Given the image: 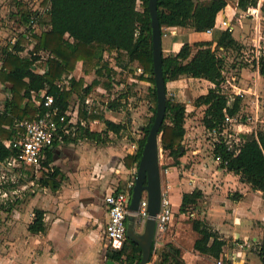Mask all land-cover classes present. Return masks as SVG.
I'll use <instances>...</instances> for the list:
<instances>
[{
  "label": "trees",
  "instance_id": "trees-1",
  "mask_svg": "<svg viewBox=\"0 0 264 264\" xmlns=\"http://www.w3.org/2000/svg\"><path fill=\"white\" fill-rule=\"evenodd\" d=\"M16 1L19 6V21L30 25V29L26 36H20L15 44L9 43L2 51L0 83L9 85L10 96L5 101L4 109L0 110V162L3 163L14 155L5 148L4 142L17 140L23 135L19 124L33 120L45 112L42 104L44 101L39 97L42 91L54 96L55 107L62 113L68 110L75 96L81 99L78 130L74 137L64 136L67 144L78 138L104 141L102 134L81 127V122L89 126L98 120L105 125L104 134H121L127 129L125 123L116 124L107 120L100 108H92L90 111L86 108L83 87L86 78L94 76L92 88L100 87L110 95L117 94L104 104L107 111L120 112L125 108L127 100L126 77L131 75L138 81L152 85L148 97L153 104V115L144 127L143 137L137 142L135 156L130 158L138 167L157 107L149 0H46L44 6L47 11L38 18L37 24L41 27L48 26L49 30L40 34L31 25L36 16L35 12L27 9L22 0ZM258 1L238 0V9L245 12L249 8L257 7ZM227 5L226 0H158L162 36L165 35L166 28L205 33L215 25L218 14ZM67 34L73 44L64 41ZM30 46L32 48L24 55L25 49ZM236 47L233 32L227 30L222 32L215 44H184L176 55L163 57L166 86L181 77L206 81L214 86L207 94L196 99V106L205 108L203 125L209 131L223 130L226 117H235L241 108L239 99L232 105L228 104L227 94L223 90L225 60L224 56H219L233 51ZM42 52L52 56L44 61V73L37 74L33 67L41 60ZM135 62L143 69V75H137L135 70L129 69V65ZM78 65H81L83 77L73 80L69 89H61L58 83L73 74ZM259 74L264 77V58L260 60ZM31 93L36 94L35 99L41 105L30 101ZM186 118V106L168 98L166 117L161 129V147L172 158L174 165L185 155L183 141L186 136ZM241 138L239 145H229L221 136L214 144V158L221 159L220 168L239 176L242 182L252 185L255 191L264 194V131L242 135ZM58 143H55V147ZM53 150L46 154L42 169L47 170L42 171L37 184L56 192L60 189L61 182L57 180L60 175L59 168L51 166L55 161ZM20 173L27 179L36 178L33 167H21ZM201 196L197 190L185 195L180 213L193 217L189 207L195 205ZM192 228L199 236L194 244L195 251L220 260L226 242L203 220H193ZM28 231L34 235L46 233L44 211H34V220ZM261 254L264 263V247ZM105 256L107 261L116 264H140L142 251L137 244L127 239L120 249L108 248ZM152 259L153 254L150 262ZM155 264L186 263L179 250L169 245L160 253V260Z\"/></svg>",
  "mask_w": 264,
  "mask_h": 264
},
{
  "label": "crops",
  "instance_id": "crops-1",
  "mask_svg": "<svg viewBox=\"0 0 264 264\" xmlns=\"http://www.w3.org/2000/svg\"><path fill=\"white\" fill-rule=\"evenodd\" d=\"M24 1V6L30 11L35 12L39 17L47 11V8L44 6L46 0H22V2ZM224 15L230 20L233 37L237 43V47H239L241 42H239L238 37L234 33L235 27L232 25L233 18L236 15L235 9L229 3L218 14L216 20H220ZM239 22L240 26L243 27L242 22L240 20ZM35 26V32L38 34L49 30L48 26L41 27L37 22ZM166 31L168 34L166 33L162 39L164 57L176 55L184 44L193 45L200 42H213L215 44L223 32L215 31L213 35H208L207 33H196L182 28H166ZM261 34L262 25L259 29L256 22L254 41L258 44L259 41L264 39L263 34ZM15 36L14 34L11 40ZM63 39L65 42L73 44V40L69 38L68 34ZM31 48L32 46L26 48L24 55ZM48 54L50 55L47 52L40 53L41 60L33 67L37 74L44 73L43 58L47 60ZM39 64L42 65L40 66ZM1 65L2 58L0 59V69ZM138 66H140L138 62H135L129 65V69H133L136 72ZM242 72H244V76L246 70L243 69ZM256 74L258 78L261 77L258 72ZM70 76L73 78L72 80H79V78L83 77L81 65H78L76 71L67 77ZM233 77L237 81V78ZM89 78L93 82L95 77L90 76ZM188 79V77H181L178 81L171 83L176 85V87L182 86ZM129 81V84L132 83L131 85L146 88L148 91L152 88L150 83L138 81L135 78L132 79L131 75L129 76ZM242 82L243 80H241ZM84 86L86 87L87 84H84ZM235 86L237 85L235 84ZM238 88L241 89V87ZM94 89L99 94V96L95 97L94 93L89 94L90 98L98 100L95 101L94 107H99L101 102L105 103L108 99L117 96V94L110 95L108 93L105 95L104 92L106 91L100 87ZM245 91L247 92V100L248 98L250 99L247 102L248 108H246L250 122L247 120L248 123L231 124L233 125L232 127L237 129L234 130L236 131L235 142H238V140L242 142V135L257 132L259 122L260 90L258 85L255 84ZM24 93L25 91H23ZM89 97L85 96L84 99L86 100ZM77 98L78 96L74 97L78 101L79 99ZM74 99H72L70 106ZM80 102L78 101L75 105V108L78 106V112ZM125 102L129 108L127 111H134L135 106H131L132 99L129 96ZM243 102L244 100L240 102V106ZM91 109L88 110L90 111ZM105 118L116 124H127L123 111H106ZM129 121L132 123L131 120ZM81 127L87 128L91 132L102 134V139L106 136L109 137V134H114H104L105 125L98 120L89 126H86L85 122H81ZM143 130L144 127L141 129L142 133ZM139 140L140 136H136L131 141V144L127 145L125 142H120L105 147H100L98 145L99 140L97 139L78 138L68 144L65 141L58 143L53 150L55 161L51 166H56L60 170V175L57 178L61 182L60 189L53 192L50 188L41 187L42 190L38 192L33 191V195L28 197L24 204L10 208L0 207V232L7 233V240H13V244L9 249L3 248L2 252L0 251V264H106L105 252L107 249L105 246L107 243L104 244V241L106 242L107 208L104 198L111 192L122 191L135 180L138 167L130 158L135 156ZM74 144L78 145L75 152L65 155L64 159H60L61 149ZM184 156L179 159L180 163L177 165L172 164L165 168L164 172L162 171V182L171 186L172 202L176 214L180 213L184 196L192 194L195 190L199 191L202 196H206L209 202L206 212L203 213L202 217H198L197 219L203 220L226 242L221 256L224 261L223 264H264L260 253L259 255H253L249 252V249L252 247L250 243L257 241L258 237L262 235V226H264L263 193L255 191L252 185L242 182L239 176L229 173L222 168L214 172L211 170L207 171V181L214 182V184H211V187L208 185H205V188H203L204 186L202 188L198 187L201 183L198 182L200 179L192 175L193 172L182 169L185 165L184 159H186ZM168 159L172 160L170 157ZM215 163L219 165L216 161ZM4 164L1 163V167H4ZM43 170L46 171L47 169ZM13 171L15 170H11V172ZM17 174L11 175L12 184L18 182L19 185L21 173ZM15 176L16 182L14 180ZM22 176L26 177L25 175ZM3 178L4 176H0V181ZM39 178L36 174V178H29L27 182L29 185H35ZM218 180L220 183H216V186H214ZM1 186L0 184V193L3 197H8L7 191L2 190ZM12 188V191H10L12 195L20 193L19 186H12ZM35 210L45 212V224L47 226L45 234L34 235L28 231L29 225L34 220ZM181 215L180 221L175 222L174 220L169 231L160 237L158 243L155 242L153 253L155 263L160 260L158 254L164 251L167 246L172 245L179 250L180 256L186 264H217V260L212 257L195 251L194 244L199 236L193 230L192 224H184L182 222V219H184L182 217L185 214ZM192 215L194 218L195 215ZM5 225H7L6 228ZM21 225L25 228V235L19 238V236H16V233ZM186 235L191 239L190 243L189 241L187 242L188 247L185 246ZM231 242L236 243L235 245L238 247H232L230 245Z\"/></svg>",
  "mask_w": 264,
  "mask_h": 264
},
{
  "label": "rangeland",
  "instance_id": "rangeland-1",
  "mask_svg": "<svg viewBox=\"0 0 264 264\" xmlns=\"http://www.w3.org/2000/svg\"><path fill=\"white\" fill-rule=\"evenodd\" d=\"M199 2H202L204 0H196ZM230 6L235 9V17L233 18L232 25L235 27V34L239 39L240 46L234 49L233 51H229L224 53V62H225V78L231 79V77L235 76L237 78V81L235 84L238 87H241L242 90H247L249 87L257 84L258 88L260 90V111H259V122L257 126V131H264V77L261 76L260 78L257 77V70L255 67V60L260 56H263V50H264V39L262 41H259V44L256 43L254 40L255 38V26L256 21L253 19V17H250L247 14V11H242L238 9V0H226ZM263 2V14H264V0ZM25 3V1L23 2ZM16 0H0V59L3 58L2 51L5 48V46L9 43H11V38L15 34L13 32L14 30V22L19 20V6L17 5ZM231 11V10H230ZM242 22V26H240V22ZM165 33L168 34V32L165 29ZM262 34L264 36V23H262ZM261 34V35H262ZM7 35V36H6ZM28 54V53H26ZM52 56V55H51ZM46 58V57H45ZM43 58V62H44ZM40 66L42 64H39ZM38 65V66H39ZM245 69L246 73L243 76L244 72L242 70ZM87 86L83 87V95L88 96L90 93H94L95 96H99L97 91H95L94 88L91 86V78H86ZM241 80L243 82L241 83ZM128 89H127V98L132 99L131 106L134 107V111L130 112L127 111L129 109L127 105H125V108H123L124 113V119H127L126 124V130L122 132L120 135H114L109 134V137H105L103 140L105 141H99L100 147L105 146H112V144L125 142L127 145L131 144V141L136 138V136H140V139L143 137V133L141 129L145 127L149 119L152 117V107L153 104L150 102V99L148 97L149 91L145 88H141L137 85H131L129 84V76L126 77ZM214 86H211L208 82L202 81V80H196L189 78L187 82H185L182 86L173 85V83H170L167 85V98H170L174 100L175 102L181 103L182 105L186 106L187 108V118H186V136L183 141V151L185 153L184 158V167L182 169H187V171L193 172L192 175L197 176L198 179H200L201 182L198 187L205 188V185H208L211 187V184H214L207 181L206 179V173L207 171H218L220 169L219 165L215 163V158L213 154L214 150V144L216 140H218L217 136L211 135L210 132L204 127L203 125V117H204V107H197L196 106V99L202 95H205L208 93V90L210 88H213ZM223 90L226 94H231L232 90L231 87L225 83L223 85ZM95 91V92H94ZM10 96L9 91V85H4L0 83V110L4 109L5 101ZM247 96V95H246ZM78 101H81V99L78 97ZM31 101V100H30ZM76 99L73 100L72 106L75 108L76 103L78 102ZM243 101V100H242ZM246 101V102H245ZM250 99L245 97L244 102L241 105V111L240 115L237 118L236 121L233 123H248L247 120V111L246 108H248V103ZM134 105V106H133ZM252 116V114H250ZM131 120L132 123L129 121ZM250 122V120H249ZM233 125L227 127L228 132L223 137L231 142V144L235 143L236 138V128L232 127ZM103 143V144H102ZM78 148V145L74 144L72 146H65L61 149L60 153V159H62L65 155L74 153L75 150ZM197 152V153H193ZM197 154V155H195ZM168 153L163 152L162 147L160 146V166L161 171H165L168 166H171L174 164L173 160L168 159ZM64 159V158H63ZM69 162V161H68ZM180 163V161H177V164ZM176 164V165H177ZM9 169V171H8ZM21 169L17 167L12 166H0V176H4L2 181H0V184L2 185V190L7 191L8 197H3L0 193V207H17L21 204H24L28 197L33 195V191H40L42 190L41 187L38 186L36 183L35 185H29L27 182L28 179L20 174L21 181L18 185V182L15 184H12L11 175H15L16 173H20L19 170ZM11 170H15L11 172ZM43 170H39L38 173H36L39 176L42 175ZM17 174V175H18ZM9 175V176H8ZM15 182H16V176H15ZM220 183L219 180L215 182ZM25 185V186H23ZM12 186H19L20 187V193L17 195H12L10 191H12ZM127 187V186H126ZM125 189V188H124ZM212 190V188H211ZM226 195V194H225ZM202 198L198 199L196 205H190L189 212L191 214H194L193 217H189L188 215H185L184 219H182V222L184 224H192V221L197 219L198 217H202L203 213L206 212L208 199L206 196H201ZM18 198V199H17ZM262 198L264 199V194H262ZM182 213H177L175 215V222L180 221ZM7 225H5V228ZM127 227L134 229L133 223H127ZM19 228V227H18ZM1 229V226H0ZM135 231L137 233H142L143 228L136 225ZM7 232V231H4ZM25 228L24 226H20V229L16 233V236H24ZM7 233L0 232V251L2 252L3 248L9 249L11 245L13 244V240H7L6 238ZM186 247H188L187 242L190 243V238L188 235H186ZM106 242L104 241V244ZM39 244V243H38ZM236 243L231 242L232 247H238L235 245ZM251 248L249 249V252L253 255H259L262 256V248L264 247V226H262V235L259 236L257 241L250 243ZM106 247V246H105ZM152 262H156L154 260V257L152 259Z\"/></svg>",
  "mask_w": 264,
  "mask_h": 264
},
{
  "label": "built area",
  "instance_id": "built-area-1",
  "mask_svg": "<svg viewBox=\"0 0 264 264\" xmlns=\"http://www.w3.org/2000/svg\"><path fill=\"white\" fill-rule=\"evenodd\" d=\"M262 11V0L258 1L257 7L249 8L247 10V14L250 17H253V19L258 23L259 29L261 28L262 23H264V14ZM38 18L39 16L36 15L32 19L31 25L34 29L36 27L35 25ZM14 24V33L16 36L10 41L11 44H15L18 37L26 36L29 33L30 29V25H24L19 20L14 22ZM227 30L232 31V27L230 20L224 15L220 20L217 19L215 25L209 30H207L205 33H207L208 35H213L215 31L224 32ZM262 53L263 56H261L260 54V56L254 62L258 73L260 68V60L261 58H264V50ZM219 56L222 57L223 54H220ZM49 57H51V55L48 54L47 58ZM143 73L144 72L141 66H138V68L136 69V74L143 75ZM131 78L134 79L135 77L131 76ZM72 79L73 78H71V76L67 77L65 81L58 83V86L61 89H69L71 86V82L73 81ZM225 82L231 87V89H233L231 94H227L229 105H232L238 99L241 101L245 99L247 92L235 86L236 79L234 77H231V79L229 80L227 79ZM104 94L106 95L107 93L104 92ZM35 97L36 94L31 93V101L36 102L38 106L41 105V103L36 101ZM39 97L44 101L42 102V104L44 105L45 112L39 114L33 120L24 121L19 124L20 128L23 130V135L19 139L4 142L5 148L14 153L12 157L3 162L5 163V166H12L17 168L33 167L36 171L43 170L42 163L46 160L47 152L54 149L55 143L64 142V136L71 135L74 137L76 135L79 123L78 106L74 109L72 105H69L68 110L62 113L59 108L55 107L54 96L48 95L46 91H42L39 94ZM95 101L98 100L92 97L86 98L84 102L86 108H93ZM108 101L109 99L105 103L100 101L101 105L99 107L97 106L94 108H100L101 111L105 113L107 109L104 104H107ZM239 115L240 114L238 113L235 117L227 116L223 130L215 129L212 131H208L211 135L217 136L218 139L221 136L223 137L227 133V127H229L234 121H236ZM227 143L231 145V142ZM236 143H238L237 145H239L241 141L238 140V142H235V144ZM216 162L220 165L221 159L216 158ZM134 183L135 180L122 191L111 192L104 198V203L107 208V223L105 227V240L107 243L106 249H120L124 242L128 239L127 223L128 215L131 213L130 198ZM175 215L176 212L174 209V204L172 202L171 186L165 182H162L161 210L156 217L157 243L159 242L160 237H162L169 231L174 221ZM136 216V225L143 228L145 221L149 218L148 199L146 196H143L140 204V210ZM223 263L224 261L222 258L217 261V264ZM150 264H155V262L151 261Z\"/></svg>",
  "mask_w": 264,
  "mask_h": 264
},
{
  "label": "water",
  "instance_id": "water-1",
  "mask_svg": "<svg viewBox=\"0 0 264 264\" xmlns=\"http://www.w3.org/2000/svg\"><path fill=\"white\" fill-rule=\"evenodd\" d=\"M149 13L152 23V48L157 107L154 123L144 145L134 187L130 198L128 222L134 229L128 228L127 238L137 244L142 251L140 264H150L157 237L156 217L161 210L162 171L160 166L161 129L167 112V86L163 75L162 29L158 16V0H149ZM143 196L148 199L149 218L145 221L142 233L135 231L137 213ZM160 253L158 254V257ZM106 264H115L107 261Z\"/></svg>",
  "mask_w": 264,
  "mask_h": 264
}]
</instances>
